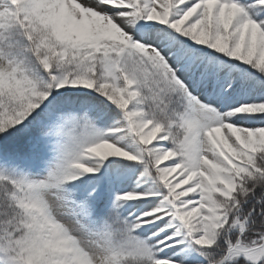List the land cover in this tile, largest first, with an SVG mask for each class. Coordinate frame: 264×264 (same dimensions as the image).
<instances>
[{"label": "snow or ice", "instance_id": "6c2138e0", "mask_svg": "<svg viewBox=\"0 0 264 264\" xmlns=\"http://www.w3.org/2000/svg\"><path fill=\"white\" fill-rule=\"evenodd\" d=\"M0 264H264V0H0Z\"/></svg>", "mask_w": 264, "mask_h": 264}]
</instances>
